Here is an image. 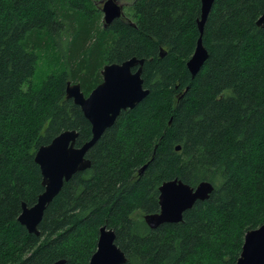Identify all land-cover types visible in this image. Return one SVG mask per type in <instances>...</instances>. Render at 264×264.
Listing matches in <instances>:
<instances>
[{
    "label": "trees",
    "instance_id": "1",
    "mask_svg": "<svg viewBox=\"0 0 264 264\" xmlns=\"http://www.w3.org/2000/svg\"><path fill=\"white\" fill-rule=\"evenodd\" d=\"M96 1L0 0V264H89L104 226L125 264H236L246 233L264 224V0H215L195 77L187 62L201 0H133L130 15L102 28ZM45 48L64 69L37 86ZM133 57L145 60L150 93L93 146L91 167L64 184L39 235L29 233L18 218L44 192L37 150L66 130L79 133L77 146L92 138L67 83L89 96L105 65ZM174 179L214 191L182 222L151 229L144 216L160 211L159 188Z\"/></svg>",
    "mask_w": 264,
    "mask_h": 264
},
{
    "label": "water",
    "instance_id": "2",
    "mask_svg": "<svg viewBox=\"0 0 264 264\" xmlns=\"http://www.w3.org/2000/svg\"><path fill=\"white\" fill-rule=\"evenodd\" d=\"M214 2L215 0H201V16L197 21L200 36L196 42L195 52L187 62V68L193 77L199 73L209 56L203 42V34ZM102 11L105 27L125 16L124 8L118 0L103 1ZM257 25L264 30V11ZM165 55V50L161 49L160 56ZM144 64V59L133 57L123 63L105 65L101 71L102 82L89 96L85 95L80 83L72 81L67 83V98L72 99L81 108L85 118L90 122L92 138L82 146H77L79 133L76 130H66L50 144L43 145L37 150L35 162L41 170L44 192L34 206L28 207L24 203L18 218L29 233L39 235V225L45 211L61 192L64 184L78 172H84L91 167V160L87 155L93 146L115 124L123 111L134 109L150 93L144 85ZM180 149L177 147L178 151ZM213 191V184L207 181L196 187L179 179L166 181L159 188L160 211L145 215L144 220L151 229H157L165 224L180 223L186 211L192 209L198 201L208 200ZM126 262L125 253L116 244V232L107 226L101 228L97 250L89 264ZM54 264H64V261ZM236 264H264V224L246 233Z\"/></svg>",
    "mask_w": 264,
    "mask_h": 264
},
{
    "label": "rangeland",
    "instance_id": "3",
    "mask_svg": "<svg viewBox=\"0 0 264 264\" xmlns=\"http://www.w3.org/2000/svg\"><path fill=\"white\" fill-rule=\"evenodd\" d=\"M103 1L106 0H97V6L101 11V18L97 21L95 27L102 28L104 23V13L102 11ZM119 4L123 6L124 13L130 15V6L133 0H118ZM64 69L63 61L60 58V55L52 49H43L40 52V60L38 63V68L36 71V76L34 79V84L39 86L43 84L49 75L53 73H60Z\"/></svg>",
    "mask_w": 264,
    "mask_h": 264
},
{
    "label": "snow or ice",
    "instance_id": "4",
    "mask_svg": "<svg viewBox=\"0 0 264 264\" xmlns=\"http://www.w3.org/2000/svg\"><path fill=\"white\" fill-rule=\"evenodd\" d=\"M53 149H55V146H53Z\"/></svg>",
    "mask_w": 264,
    "mask_h": 264
}]
</instances>
